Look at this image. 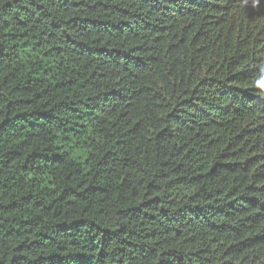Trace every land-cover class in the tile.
I'll use <instances>...</instances> for the list:
<instances>
[{
	"label": "trees",
	"instance_id": "16d2710c",
	"mask_svg": "<svg viewBox=\"0 0 264 264\" xmlns=\"http://www.w3.org/2000/svg\"><path fill=\"white\" fill-rule=\"evenodd\" d=\"M0 264H264V0H0Z\"/></svg>",
	"mask_w": 264,
	"mask_h": 264
}]
</instances>
